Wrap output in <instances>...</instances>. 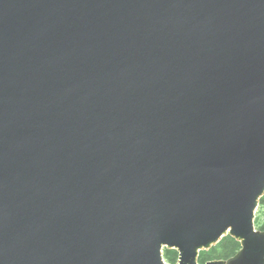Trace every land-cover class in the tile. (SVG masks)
I'll return each instance as SVG.
<instances>
[{
	"label": "water",
	"instance_id": "obj_1",
	"mask_svg": "<svg viewBox=\"0 0 264 264\" xmlns=\"http://www.w3.org/2000/svg\"><path fill=\"white\" fill-rule=\"evenodd\" d=\"M264 0H0V264H264Z\"/></svg>",
	"mask_w": 264,
	"mask_h": 264
},
{
	"label": "trees",
	"instance_id": "obj_2",
	"mask_svg": "<svg viewBox=\"0 0 264 264\" xmlns=\"http://www.w3.org/2000/svg\"><path fill=\"white\" fill-rule=\"evenodd\" d=\"M255 224L258 229L264 230V195L260 199ZM241 248V241L228 234L210 249L202 250L199 254V262L205 264L209 260H225L236 255ZM164 257L169 264H177L179 261V251L176 248L167 247L164 249Z\"/></svg>",
	"mask_w": 264,
	"mask_h": 264
}]
</instances>
